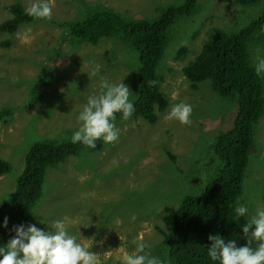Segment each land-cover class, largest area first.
Masks as SVG:
<instances>
[{"label": "rangeland", "instance_id": "1", "mask_svg": "<svg viewBox=\"0 0 264 264\" xmlns=\"http://www.w3.org/2000/svg\"><path fill=\"white\" fill-rule=\"evenodd\" d=\"M182 2L50 0L52 19L22 25L8 47L3 46L7 35L0 31V110H12V116L0 122V159L11 164V172L0 177V205L14 192L33 144L70 140L78 127L76 116L98 90L100 75L114 83L123 80L132 91L130 98L138 97V53L120 36L102 39L96 46L76 42L67 23L82 20L95 9L152 19L166 6ZM14 3L27 7L30 0H0V24L10 18L6 8ZM263 9L264 0L248 8L233 0H198L190 17L177 18L158 66L168 107L157 123L141 118L116 121L120 129L116 141L48 168L43 195L27 224L45 228L39 220L50 225L64 219L69 231L98 255L100 264H120L121 256L133 251L130 241L135 237L151 245L152 255L171 264L159 231H169L163 219L176 211L184 196L199 193L216 178L222 163L214 156L213 145L232 129L236 114L235 102L221 98L211 82L193 89L183 68L201 52L210 34L239 32ZM183 48L185 55L178 56ZM248 53L255 67L257 57L264 56V32L255 35ZM95 65H100V72L94 76ZM45 73L53 77L48 85L39 81ZM33 91L43 97L33 102ZM180 102L192 106L190 124L165 119L171 106ZM255 131V149L239 197L249 216L264 207V113Z\"/></svg>", "mask_w": 264, "mask_h": 264}, {"label": "trees", "instance_id": "2", "mask_svg": "<svg viewBox=\"0 0 264 264\" xmlns=\"http://www.w3.org/2000/svg\"><path fill=\"white\" fill-rule=\"evenodd\" d=\"M241 7H253L261 0H233ZM198 0H183L178 5H168L156 18L129 19L111 9L91 10L82 20L67 23L72 40L96 46L102 39L120 36L138 53V97L135 112L131 118L144 119L150 124L158 121V115L168 107V101L161 90L158 66L163 57L170 28L180 17H190ZM10 18L0 24V31L7 35L4 47L10 45V37L22 25L37 20L25 14L20 3L9 5ZM264 32V9L261 15L247 27L235 33L215 32L204 42L201 52L183 68V74L193 89L199 84L211 82L212 89L223 99L236 104L232 129L220 134L213 145L214 156L222 163L215 179L199 193L183 197L172 214L164 217L169 231H160L163 246L171 264H215L207 257L209 234L244 240L239 226L247 221L240 217L234 220V207L242 195V185L255 149L256 125L264 113V80L257 77L252 66L248 45L257 33ZM186 48L178 56H184ZM53 80L51 73L40 78L42 85ZM155 83H152V82ZM43 97L40 91H33L32 101ZM32 102V103H33ZM12 116L10 108L0 110V122ZM117 114V121H120ZM104 143L97 141L95 148L71 141L58 143L45 140L33 144L25 157L24 169L16 181L14 192L0 205V224L8 218V228L0 227V246L14 235L13 225L27 224L33 209L43 195L46 170L65 162L70 156L87 151L96 153ZM172 161L175 158L168 153ZM11 172V164L0 159V177Z\"/></svg>", "mask_w": 264, "mask_h": 264}, {"label": "clouds", "instance_id": "3", "mask_svg": "<svg viewBox=\"0 0 264 264\" xmlns=\"http://www.w3.org/2000/svg\"><path fill=\"white\" fill-rule=\"evenodd\" d=\"M24 12L37 20L52 19L50 0H30ZM99 72L100 65H95L92 75ZM254 72L257 77L264 78V56L257 57ZM131 92L123 80L114 83L100 75L98 90L87 97L76 116L78 127L71 134V143L95 148L97 141L105 144L116 141L120 134L116 126L117 114L126 121L135 112ZM192 111L190 104L176 103L165 119L187 125ZM233 211V221L247 217V221L239 226L244 243L238 245L236 238H226L219 233L209 234L207 257L215 264H264V207L258 206L249 216L248 206L237 201ZM39 223L46 227L41 228L34 223L13 225L11 231L14 235L0 246V264H100L98 255L69 231L64 219H55L50 225L41 220ZM0 227L8 228L7 217ZM130 243L133 251L123 254L120 264H166L165 260L151 254L148 242L135 237Z\"/></svg>", "mask_w": 264, "mask_h": 264}]
</instances>
